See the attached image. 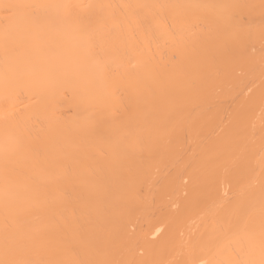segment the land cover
I'll list each match as a JSON object with an SVG mask.
<instances>
[{"label":"bare ground","instance_id":"1","mask_svg":"<svg viewBox=\"0 0 264 264\" xmlns=\"http://www.w3.org/2000/svg\"><path fill=\"white\" fill-rule=\"evenodd\" d=\"M0 264H264V0H0Z\"/></svg>","mask_w":264,"mask_h":264}]
</instances>
